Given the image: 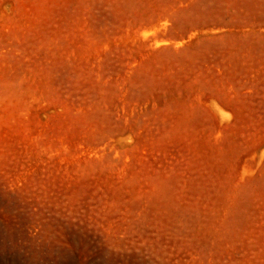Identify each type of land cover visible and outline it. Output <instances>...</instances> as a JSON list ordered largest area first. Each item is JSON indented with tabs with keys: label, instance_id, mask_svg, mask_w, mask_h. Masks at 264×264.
I'll return each instance as SVG.
<instances>
[{
	"label": "rangeland",
	"instance_id": "1",
	"mask_svg": "<svg viewBox=\"0 0 264 264\" xmlns=\"http://www.w3.org/2000/svg\"><path fill=\"white\" fill-rule=\"evenodd\" d=\"M0 264H264V0H0Z\"/></svg>",
	"mask_w": 264,
	"mask_h": 264
}]
</instances>
